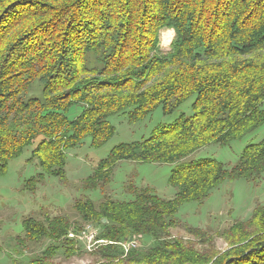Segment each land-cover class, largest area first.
I'll return each instance as SVG.
<instances>
[{
    "label": "trees",
    "instance_id": "obj_1",
    "mask_svg": "<svg viewBox=\"0 0 264 264\" xmlns=\"http://www.w3.org/2000/svg\"><path fill=\"white\" fill-rule=\"evenodd\" d=\"M163 29L174 31L166 52ZM34 80L42 95L26 98ZM188 99L189 115L114 146L84 180L85 189H102L122 160L174 165L171 198L129 184L127 200L74 203L80 221L101 230L92 264H264V203L219 233L223 250H199L169 232L184 203L202 202L226 180L264 175V137L247 143L232 166L214 158L185 162L264 123V0H0V173L35 143L32 157L51 174L86 136L101 146L115 131L112 116L134 122L157 107L171 114ZM76 104L81 110L70 118ZM70 228L64 214L23 224L26 236L61 242L66 254L76 243ZM130 237L140 246L124 251L120 243ZM49 249L31 264H53Z\"/></svg>",
    "mask_w": 264,
    "mask_h": 264
},
{
    "label": "rangeland",
    "instance_id": "obj_2",
    "mask_svg": "<svg viewBox=\"0 0 264 264\" xmlns=\"http://www.w3.org/2000/svg\"><path fill=\"white\" fill-rule=\"evenodd\" d=\"M173 36L172 29L161 30L162 52L168 51ZM41 95L42 84L38 80L32 81L25 97L39 98ZM191 102L192 99H188L171 114H165L161 107H157L149 116L134 122L129 121L125 115L112 116L110 121L115 131L101 146H92L90 136H86L79 146L66 151L63 168L51 174L43 172L32 157L35 143L25 147L17 157L8 160L5 170L0 173V264H31L42 261L40 259L49 247V256L47 253L46 256L53 264H92L98 257L95 252H90L104 242L98 239L101 230L96 224L80 221L73 210L74 203L88 199L97 204L104 195L127 200L130 197L129 184L149 188L162 198L173 197L176 189L169 182L174 167L171 163L122 160L116 163L109 183L102 189H85L83 183L114 146L147 137L156 126L173 122L181 112L189 115ZM80 110L79 105H72L67 116L74 118ZM263 137L264 123L229 145L212 143L204 146L188 156L185 162L214 158L232 166L247 143L258 142ZM259 203H264V175L255 182L244 179L226 180L202 202L181 205L174 216L176 223L170 226L169 232L173 237L189 240L199 250H223L227 245L219 233L233 221L250 217ZM60 214L67 215L71 224L79 227L78 230H68L75 233L72 239L76 242L70 254L65 253L61 242H54L36 232L31 236L24 233L25 221L32 220L36 225L43 224L46 218ZM77 221H80L79 225ZM190 228H200L205 235L195 237L188 232ZM83 230H92L95 240L87 241ZM134 242V246H130L127 241L120 245L124 251L139 248V239H134Z\"/></svg>",
    "mask_w": 264,
    "mask_h": 264
},
{
    "label": "built area",
    "instance_id": "obj_3",
    "mask_svg": "<svg viewBox=\"0 0 264 264\" xmlns=\"http://www.w3.org/2000/svg\"><path fill=\"white\" fill-rule=\"evenodd\" d=\"M92 230H89V232H85L84 230L82 232H85V235H86V240L90 242V239H95V234L93 236V232H91ZM75 233L74 232H68L67 233V237L68 238H71L74 237ZM127 243H129L130 246H134L135 245V242H134V239L132 240H127Z\"/></svg>",
    "mask_w": 264,
    "mask_h": 264
},
{
    "label": "water",
    "instance_id": "obj_4",
    "mask_svg": "<svg viewBox=\"0 0 264 264\" xmlns=\"http://www.w3.org/2000/svg\"><path fill=\"white\" fill-rule=\"evenodd\" d=\"M103 221H104V220H103ZM150 239H151V237L148 236V235L143 236V240H144L145 242H149ZM128 240H132V237H130Z\"/></svg>",
    "mask_w": 264,
    "mask_h": 264
},
{
    "label": "bare ground",
    "instance_id": "obj_5",
    "mask_svg": "<svg viewBox=\"0 0 264 264\" xmlns=\"http://www.w3.org/2000/svg\"><path fill=\"white\" fill-rule=\"evenodd\" d=\"M88 227H90V226H88Z\"/></svg>",
    "mask_w": 264,
    "mask_h": 264
}]
</instances>
